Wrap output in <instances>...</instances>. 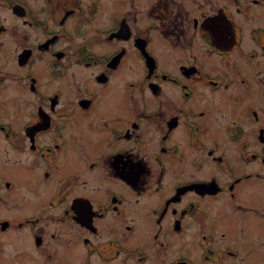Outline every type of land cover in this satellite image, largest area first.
<instances>
[{"label":"flooded vegetation","instance_id":"flooded-vegetation-1","mask_svg":"<svg viewBox=\"0 0 264 264\" xmlns=\"http://www.w3.org/2000/svg\"><path fill=\"white\" fill-rule=\"evenodd\" d=\"M239 1L233 0L234 6L225 2L219 6L221 12L217 7L201 10L185 27L187 9L176 0H160L155 7L160 8L165 28L158 21V37L167 36L172 43L200 40L207 55L227 51L226 45L241 46L244 36L235 15ZM104 3L0 0V147H4L0 160L20 178L0 172V207L22 204L15 198L20 189L22 198L32 197L28 208L34 212L0 214V264H22L20 254L26 248L17 241L25 232L35 247L31 253L36 264H197L191 255L196 246L198 264L249 261L251 248L243 242L250 239L247 212L264 213V201L245 199L238 186L252 177L264 179V155L259 168L239 172L220 142L224 130L208 125L203 120L207 111L191 103L193 84L218 90L232 77L208 72L210 68L196 62H180L179 72L165 70L156 36L150 34L158 22L147 21L140 30L127 8L120 14L118 9L112 22L102 26L96 18ZM90 27L101 37L84 38L83 29ZM106 39L117 40L108 52L102 43L112 44ZM91 43L98 47L92 49ZM261 46L256 63L264 54ZM132 56L137 64L143 63L142 75L127 77L117 92L104 91L114 85L113 76ZM168 83L179 92L168 91L166 99L163 84ZM170 102L173 113L167 112ZM250 112L258 123L256 130L264 129L262 112ZM242 133L243 127L237 126L224 137L242 150L245 141H236ZM25 153L30 156L27 163L21 162ZM245 153L246 164L258 156ZM188 161L195 170L206 163L216 168L171 185L170 166L184 176L189 173ZM79 185L91 189L77 191ZM225 194L241 211L237 240L230 243L223 242L233 239L234 224L228 218L234 213L227 218V229H215L221 212L213 201L224 204ZM256 261L252 264L264 262Z\"/></svg>","mask_w":264,"mask_h":264},{"label":"rangeland","instance_id":"rangeland-1","mask_svg":"<svg viewBox=\"0 0 264 264\" xmlns=\"http://www.w3.org/2000/svg\"><path fill=\"white\" fill-rule=\"evenodd\" d=\"M160 0H136L135 3L131 4L130 1H123L122 5L116 3V0H105L106 3L100 5L99 14L96 20L92 21V23L96 22L101 24L102 26H107L112 22V18H115L118 9L123 12V9L130 8L129 14L127 15L134 20L137 19L138 27L141 30L143 25L147 21L155 20L163 25V29L165 25L163 23V16L160 15V8L155 7ZM177 3L180 4L182 8L187 9L186 15H189V20L184 21V26L188 27L191 24V17L194 14H200L201 10L210 11L215 9L216 7L219 10V6H223L226 4L234 6L233 0H176ZM249 3V5H248ZM238 5L240 6V10L235 12L237 17V23L240 22L242 28L243 43L241 46H237L236 48L231 46H225L227 51L221 53L218 51L217 53L213 52L210 55H207L204 44L200 40L195 44H189L188 40H183L180 43L174 42L172 43L167 36H163L162 39L158 37L160 32L158 22V29L153 28L150 32L151 35L155 34V46L157 48V52L160 55V59L162 58V64H164L165 70L175 73L181 70L178 67L180 62H196L201 65L203 68L207 67L208 72H221L223 76L226 78L227 75L232 77V80H229L228 83H225L220 89L214 90L213 87L204 85L202 83L193 84L194 90V98H192L191 103L194 107L204 108L208 116L203 118V120H207L208 125L212 128L215 126L217 129H223L224 132L220 134V142L224 146V148L228 151V155L233 158L234 164L239 172L244 171L249 168H259L261 166V156L264 155V150L262 145L264 144V129H260L257 131L255 128V124L252 113H248V110L257 109L259 113L262 112L263 121H264V54L261 53L260 61L256 63V53L262 50L261 44H264V0H259L258 3L252 2V0H240ZM103 7V9H102ZM222 9V8H221ZM132 12V13H131ZM221 12V11H220ZM225 20V18H223ZM157 32V33H156ZM76 33V31H75ZM84 38L92 36L94 38H99L96 33V28H84L83 29ZM175 39H179L178 37H172ZM102 42L101 40H98ZM112 45L106 44L103 41V49L106 48V52L110 51L117 43V40H107ZM217 44L213 43V46ZM113 46V47H112ZM92 49H95L96 45L91 43L90 46ZM217 47V46H216ZM220 48V47H218ZM132 54L140 59L141 55L138 52L133 51ZM260 63V64H259ZM145 70L143 63L141 60L137 64V60L132 56V59L127 60V63L116 72L113 76L112 80H114V85L108 88H104L103 90L109 92L113 89L114 92H117L121 89L122 83L125 84V79L127 77H135L141 74L142 70ZM80 70H83L81 68ZM164 70V69H161ZM76 71V70H75ZM79 73V71H76ZM70 71L66 70L65 75H69ZM142 75V74H141ZM140 75V76H141ZM141 83L146 85L145 80L142 79ZM170 90H177L179 92V88L170 85L163 84L164 97L167 99V92ZM173 103L170 102L167 106V112L173 113ZM128 107V106H127ZM168 115V114H166ZM233 119L235 123H233ZM240 122V123H239ZM72 127H74L73 122ZM237 126L243 127V133L241 134L240 139L236 141L240 144L241 141H245V146L243 145L242 150L236 145V142L228 137H224V134H231L232 132L237 131ZM62 130V125L59 127ZM70 128V125H67V130ZM81 128V127H78ZM239 131V130H238ZM240 132V131H239ZM259 132V134H258ZM91 133V132H90ZM241 133V132H240ZM0 141H2L0 139ZM262 141V142H261ZM69 144V140H65V146ZM240 146V145H239ZM9 150H13L11 145H7ZM83 148L85 150V145L83 144ZM4 147H0V153L3 154ZM7 150V149H6ZM249 151L250 153H256L258 156H254L250 161V164H246L244 159L247 154L245 151ZM9 152L5 155V160L8 156ZM30 154V153H29ZM203 154H205L203 152ZM31 155V154H30ZM63 155H68L67 148L64 149ZM32 156V155H31ZM3 158V157H2ZM30 156L26 153L21 156V162H28ZM10 159V158H9ZM77 157L74 155L72 161H76ZM188 163L189 173L181 176L182 174L178 172H173V167L170 166L168 171V175L170 177L169 181L172 183L178 179H182L185 177L197 176V175H206L209 174L212 170L216 168V166L208 167L207 163L201 170H195L190 165V161ZM1 166H3L1 168ZM5 166V168H4ZM37 173H39V169H35ZM0 172L11 173V168H7L6 165L2 164L0 160ZM83 173H86L87 170H84ZM15 176V175H14ZM18 181L20 178L15 176ZM27 178V176H25ZM29 180V178H27ZM27 182V181H26ZM29 182V181H28ZM240 194L246 199H252L254 202L256 201H264V179L259 177H252L246 183H243L238 186ZM171 188V187H170ZM168 189L169 192L171 189ZM84 189H91L89 186L79 185L77 191H84ZM15 198L19 199L20 203H12L10 205H2L0 207V214L5 213L9 215H13L14 217L21 216L23 214L34 213L31 212L28 208L32 197L27 196L26 198H22V192L20 189L16 190ZM224 204L221 203V200H214L213 207L217 208L221 212V217L216 223L215 229L219 232L228 227V220L232 221L234 224V234L232 240L224 241L223 243L235 242L237 240V228L238 223L240 221L241 211L239 208H234L225 194ZM42 199V197H40ZM82 206V205H79ZM172 209V208H171ZM171 210H168L166 216L170 213ZM230 213H234V217L228 216ZM249 221L248 226L250 228L249 240H243L246 242L245 245L250 246L251 248V256L252 259L249 258L247 262H241L243 264H252L254 261L262 260L264 261V213L258 214V210L252 209L247 212ZM165 216V217H166ZM80 221H84L85 216H81ZM228 218V220H227ZM52 222L48 223L50 226ZM28 230V226L27 229ZM21 234V233H20ZM179 238L185 239L187 236L178 235ZM149 239V238H147ZM66 239L62 240L64 242ZM17 244L26 248V252L20 254V260L22 264H36L34 249L35 247L32 244V240H30L29 233L25 232L23 235V239L17 241ZM30 250V251H29ZM33 254H32V253ZM200 248L195 247V250H192V256L196 260L197 264L199 263V255ZM33 257V259H32ZM98 259L96 258V261ZM256 261V262H257ZM202 262V261H201ZM208 263H200V264H209ZM213 264V263H212ZM264 264V262L262 263Z\"/></svg>","mask_w":264,"mask_h":264}]
</instances>
